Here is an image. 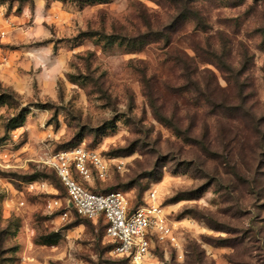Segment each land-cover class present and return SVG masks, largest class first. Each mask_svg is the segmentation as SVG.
<instances>
[{"label":"rangeland","instance_id":"obj_1","mask_svg":"<svg viewBox=\"0 0 264 264\" xmlns=\"http://www.w3.org/2000/svg\"><path fill=\"white\" fill-rule=\"evenodd\" d=\"M78 146L159 206L146 264H264V0H0V264H132L51 165Z\"/></svg>","mask_w":264,"mask_h":264},{"label":"built area","instance_id":"obj_2","mask_svg":"<svg viewBox=\"0 0 264 264\" xmlns=\"http://www.w3.org/2000/svg\"><path fill=\"white\" fill-rule=\"evenodd\" d=\"M90 160V153L80 146L61 151L52 160L51 165L66 188L69 204L85 218L103 220L113 254L132 264H146L153 230L160 227L159 206L144 201L133 207L122 189L100 192L85 186L74 177L71 167L86 174Z\"/></svg>","mask_w":264,"mask_h":264},{"label":"trees","instance_id":"obj_3","mask_svg":"<svg viewBox=\"0 0 264 264\" xmlns=\"http://www.w3.org/2000/svg\"><path fill=\"white\" fill-rule=\"evenodd\" d=\"M102 2H109L110 0H100ZM154 107V106H153ZM156 115H157V118L160 120V121H163L164 123L168 124V119L166 116H164L163 114H161L160 112H158L156 109ZM24 118H25V114H23L22 112L18 115H15L13 118L10 119L9 123L7 124V127L9 128H16L18 126L21 125V123L24 121ZM171 125V124H169ZM172 126V125H171ZM174 127V126H173ZM176 130H178L177 128H175ZM110 191V190H109ZM107 192V191H106ZM144 201L143 200H140L138 201L136 204L134 203L133 204V207H136L140 204H142ZM102 221V220H100ZM104 230H105V224H104ZM48 239V238H47ZM49 241H53L51 238L46 240V243H51ZM112 246V245H111Z\"/></svg>","mask_w":264,"mask_h":264},{"label":"bare ground","instance_id":"obj_4","mask_svg":"<svg viewBox=\"0 0 264 264\" xmlns=\"http://www.w3.org/2000/svg\"><path fill=\"white\" fill-rule=\"evenodd\" d=\"M159 219H162V216H161V214H159Z\"/></svg>","mask_w":264,"mask_h":264}]
</instances>
